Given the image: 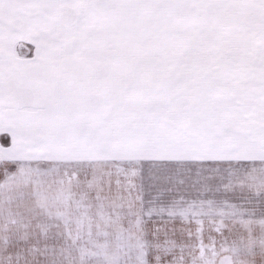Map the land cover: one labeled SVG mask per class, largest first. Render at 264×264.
<instances>
[{
	"label": "snow or ice",
	"instance_id": "1",
	"mask_svg": "<svg viewBox=\"0 0 264 264\" xmlns=\"http://www.w3.org/2000/svg\"><path fill=\"white\" fill-rule=\"evenodd\" d=\"M0 264H264V0H0Z\"/></svg>",
	"mask_w": 264,
	"mask_h": 264
}]
</instances>
